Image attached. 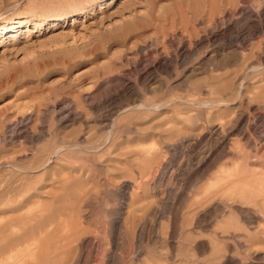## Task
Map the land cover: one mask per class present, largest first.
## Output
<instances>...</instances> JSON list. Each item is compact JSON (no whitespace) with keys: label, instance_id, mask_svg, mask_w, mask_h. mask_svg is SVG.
Here are the masks:
<instances>
[{"label":"rangeland","instance_id":"rangeland-1","mask_svg":"<svg viewBox=\"0 0 264 264\" xmlns=\"http://www.w3.org/2000/svg\"><path fill=\"white\" fill-rule=\"evenodd\" d=\"M247 1L264 26V0ZM219 2L0 0V246L18 238L15 260L264 264V31L196 47ZM183 44L198 53L176 61Z\"/></svg>","mask_w":264,"mask_h":264},{"label":"bare ground","instance_id":"bare-ground-1","mask_svg":"<svg viewBox=\"0 0 264 264\" xmlns=\"http://www.w3.org/2000/svg\"><path fill=\"white\" fill-rule=\"evenodd\" d=\"M219 6L224 8V14H223V18L222 20L220 21V24H219V27H216L217 29H215V31H209L207 32L204 37L196 42L195 43V46L198 47V46H202L203 42L205 40H209V39H213V38H217L218 35L220 33L227 35L228 36V39L231 40V41H235V40H238L240 38L241 35V31H242V28L246 27V28H249V31H251V33L249 34V37L250 36H253L254 33L256 32H263L264 31V26L261 25V21H260V17L258 16V14H256V12L252 9V7L250 6V3L249 1L247 0H240L239 2L237 0H220L219 2ZM214 19V18H213ZM218 19V18H217ZM220 20V19H218ZM171 22V21H170ZM259 24L260 28H258V26L256 27L257 24ZM219 29V30H218ZM217 30V31H216ZM244 30V29H243ZM248 32V31H247ZM221 34V35H222ZM245 34V33H244ZM246 37V36H244ZM221 38V37H220ZM225 38V37H224ZM252 38V37H251ZM242 39H245V38H242ZM197 40V39H196ZM215 40V39H214ZM213 40V41H214ZM222 40V39H221ZM228 40V41H229ZM218 41V40H217ZM224 41V40H223ZM241 41V40H240ZM247 41V40H246ZM210 42V40H209ZM230 42V41H229ZM238 42V41H237ZM244 42V41H243ZM216 43V42H215ZM214 43V45H215ZM220 43V42H219ZM218 43V45H219ZM225 43V42H224ZM236 43V42H234ZM204 45V44H203ZM221 46V44H220ZM187 47V46H186ZM185 45L183 44L181 47H179V49L177 50V53L175 54V60L176 61H184V60H187L189 57L191 56H194L196 54V50H192L191 49H188L186 48ZM192 48V46H191ZM206 48V47H205ZM237 50V49H236ZM241 51V49H240ZM200 52V51H199ZM243 52V51H242ZM198 53V52H197ZM230 54H232L231 50L229 52ZM237 54V52H235ZM205 55H203V59H205L206 61H210V59L213 58L212 55H210L209 52H204ZM239 54V53H238ZM237 56V55H236ZM235 55L233 57H236ZM240 56V55H238ZM237 56V57H238ZM221 58H224V56ZM227 59V58H226ZM231 59V58H230ZM167 63V59H161L157 65H159V67H163V64ZM215 61V59L213 60ZM221 61V60H220ZM219 62V61H217ZM228 62V61H227ZM219 64V63H217ZM222 64V63H221ZM220 64V65H221ZM165 65V64H164ZM225 65V64H224ZM167 67V66H166ZM216 67V65H215ZM222 67V66H221ZM259 67V66H258ZM224 68V67H222ZM221 68V69H222ZM159 69V68H158ZM240 116V115H239ZM237 117V116H236ZM225 126V125H224ZM223 126V127H224ZM220 127V126H219ZM218 130H220L219 128H217ZM226 131H227V137L229 136H232V135H236L238 136L239 139H237L236 141V144L238 143H242L241 140H240V136L242 137V135H244L242 132V129H243V123H242V119L241 117H238L237 119L235 120H231L230 123H228V125L226 126ZM217 130V131H218ZM224 130V129H223ZM247 130V129H246ZM245 130V131H246ZM213 131H216L214 130V128H210V132H213ZM222 131V130H221ZM248 132V131H247ZM246 132V133H247ZM220 133V132H219ZM225 132H223L224 134ZM212 134V133H210ZM214 134V132H213ZM223 134L221 136H223ZM226 134V133H225ZM264 134V133H263ZM219 135V134H218ZM217 136V135H216ZM220 136V137H221ZM213 137V136H212ZM225 138V135L222 137V139ZM260 138V137H259ZM227 139V138H226ZM229 139V138H228ZM242 139V138H241ZM225 141V140H224ZM229 141V140H227ZM232 141V140H231ZM217 142V141H216ZM259 142H263L262 144L264 145V136H262V138L260 139ZM229 144H230V141H229ZM221 145V144H220ZM256 145V144H255ZM262 145V146H263ZM225 147V145H224ZM240 148H242V146H240ZM239 148V149H240ZM248 148V147H247ZM224 149V148H223ZM251 149V148H250ZM242 151V149H240ZM211 151V150H210ZM222 152V151H221ZM224 152V151H223ZM255 154H263L264 153V149L263 148H260V151L255 149ZM261 152V153H259ZM248 153V152H247ZM250 153V152H249ZM248 153V154H249ZM209 154V153H208ZM247 154V155H248ZM260 155V156H261ZM260 156H259V159H260ZM249 157V156H248ZM248 157H246L248 159ZM256 157V155H255ZM255 157H252L255 159ZM206 158V157H205ZM258 158V157H256ZM202 160V159H201ZM200 161V160H199ZM248 160H246L247 162ZM205 162V161H204ZM203 162V164H204ZM249 162V161H248ZM200 164V163H199ZM201 165V164H200ZM256 165V164H255ZM260 165V164H259ZM199 166V165H198ZM243 169V168H242ZM240 172V171H239ZM242 173V172H240ZM244 173V172H243ZM235 175V174H234ZM242 175V174H241ZM258 175V174H257ZM261 175V173H260ZM259 175V176H260ZM263 176V174H262ZM235 177V176H234ZM261 177V176H260ZM247 178V177H246ZM243 178L245 180H248V178ZM252 178V177H251ZM257 178V177H256ZM250 179V178H249ZM244 180V181H245ZM225 185V184H223ZM222 188V186H221ZM224 188V187H223ZM222 188V190H223ZM16 190V189H15ZM221 191V190H220ZM211 194V193H210ZM209 194V195H210ZM208 195V194H207ZM208 195V196H209ZM214 196V195H211V197ZM210 197V198H211ZM244 197V196H243ZM208 198V197H207ZM207 198H204V199H207ZM203 199V198H202ZM209 200V199H207ZM206 200V201H207ZM204 201V200H202ZM245 214L247 215V217L249 216V218L252 217V215L249 213V212H245ZM2 234V232L0 231V235ZM1 238V237H0ZM19 239L17 238L16 240H13L10 244V246L8 247H3V246H0V264H7V263H11V264H15L17 260H15L17 258V253L16 254H13L14 250L19 246V243H18ZM20 243H22L21 241H19ZM17 243V244H16ZM18 249H16L17 251ZM8 254L7 257H3L4 255ZM37 256V255H36ZM21 258V257H20ZM19 258V259H20ZM40 258V257H39ZM23 258H21V260H18L16 264H23ZM45 259V258H44ZM36 264V263H35Z\"/></svg>","mask_w":264,"mask_h":264}]
</instances>
